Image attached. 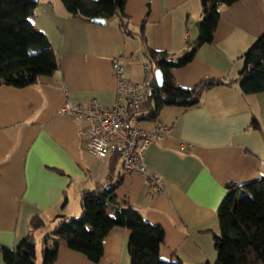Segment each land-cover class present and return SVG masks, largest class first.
<instances>
[{"label": "crops", "instance_id": "1", "mask_svg": "<svg viewBox=\"0 0 264 264\" xmlns=\"http://www.w3.org/2000/svg\"><path fill=\"white\" fill-rule=\"evenodd\" d=\"M125 12L134 31L146 21V44L170 58L189 52L199 35L201 0H127ZM31 22L49 39L60 69L33 86H0V245L15 247L26 236L37 243V233L42 231L43 239L57 215L81 214L85 190L118 182L116 196L164 229L162 259L178 256L186 264H214L218 209L228 184L264 178V92L245 96L237 84H222L192 107L166 105L156 114L141 108L143 126L171 127L145 151L149 172L164 180L156 192L139 172H126L121 160L112 163L92 155L88 124L58 113L67 97L113 105V61L119 58L128 67L126 77L142 81L145 42L124 33L116 17L105 24L73 18L61 0H38ZM263 33L264 0L223 6L213 41L187 64L171 69L166 79L172 89H191L205 77L234 79L244 66V53ZM108 212L112 214L110 208ZM35 215L45 220L44 229L31 226ZM130 233L114 227L98 262L62 242L53 264H131ZM37 260L36 253V264L43 263ZM0 264H6L1 251Z\"/></svg>", "mask_w": 264, "mask_h": 264}, {"label": "trees", "instance_id": "2", "mask_svg": "<svg viewBox=\"0 0 264 264\" xmlns=\"http://www.w3.org/2000/svg\"><path fill=\"white\" fill-rule=\"evenodd\" d=\"M69 15L86 22L93 18H117L119 27L128 35H139L145 42L146 62L154 70L161 68L165 74L163 90H153V95L143 105L156 114L166 105L192 107L203 94L217 85L237 84L243 95L264 92V33L244 53V66L238 77L225 80L205 77L191 89H172L166 79L168 72L187 64L198 49L211 43L221 16V8L239 0H201L202 18L197 23L199 35L190 44L191 50L179 59L170 58L165 51H157L146 44L145 25L138 31L131 26L125 12L127 0H61ZM38 0H0V86L18 88L37 84L41 78L53 76L60 69L56 51L47 36L37 31L31 18L36 14ZM257 125V121H254ZM112 163L121 160L119 153ZM118 182L97 184L85 190L80 197L81 214L77 217L60 214L56 225L42 239L43 263L53 264L62 242L84 254L90 261L98 262L104 256V239L116 226L130 230L128 250L131 264H186L178 256L164 260L159 248L165 241L160 225L150 223L142 212L126 200L116 196ZM229 193L218 209L220 233L214 235L217 260L214 264H264V178L238 185L228 184ZM111 209L112 214L108 212ZM45 220L35 215L31 226L44 229ZM37 243L26 236L15 247L0 245L6 264H36ZM205 264H212L207 262Z\"/></svg>", "mask_w": 264, "mask_h": 264}, {"label": "built area", "instance_id": "3", "mask_svg": "<svg viewBox=\"0 0 264 264\" xmlns=\"http://www.w3.org/2000/svg\"><path fill=\"white\" fill-rule=\"evenodd\" d=\"M127 68L119 58L112 63L117 79L113 105H102L95 98L79 102L67 97L58 113L72 114L88 124L87 150L92 155L111 158L119 153L126 172H139L149 187L159 192L164 188V180L149 172L144 159L145 151L153 142L162 139L171 127L166 124H156L151 128L143 126L138 113L153 95L155 70L145 62L144 79L135 81L126 77Z\"/></svg>", "mask_w": 264, "mask_h": 264}, {"label": "water", "instance_id": "4", "mask_svg": "<svg viewBox=\"0 0 264 264\" xmlns=\"http://www.w3.org/2000/svg\"><path fill=\"white\" fill-rule=\"evenodd\" d=\"M105 17H96L92 19V22L97 24H105L106 23ZM153 87L157 90H163L165 87V74L161 68H157L155 72L154 79L152 81Z\"/></svg>", "mask_w": 264, "mask_h": 264}, {"label": "rangeland", "instance_id": "5", "mask_svg": "<svg viewBox=\"0 0 264 264\" xmlns=\"http://www.w3.org/2000/svg\"><path fill=\"white\" fill-rule=\"evenodd\" d=\"M139 67L138 66H135V68H134V71H136L137 69H138ZM52 230V229H51ZM50 230V231H51ZM40 232H42V231H40ZM40 232H38L37 233V235H36V237H37V247H36V252H37V262H41L42 261V259H43V255H42V247L44 246L43 245V243H42V235H40ZM43 233V232H42ZM38 235H40V236H38ZM35 261H36V259H35Z\"/></svg>", "mask_w": 264, "mask_h": 264}, {"label": "clouds", "instance_id": "6", "mask_svg": "<svg viewBox=\"0 0 264 264\" xmlns=\"http://www.w3.org/2000/svg\"><path fill=\"white\" fill-rule=\"evenodd\" d=\"M155 72H156V70H155ZM155 89V88H154Z\"/></svg>", "mask_w": 264, "mask_h": 264}]
</instances>
